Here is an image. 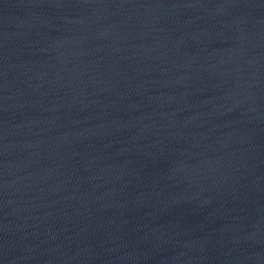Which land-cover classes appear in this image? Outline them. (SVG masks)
Here are the masks:
<instances>
[{
    "label": "water",
    "instance_id": "water-1",
    "mask_svg": "<svg viewBox=\"0 0 264 264\" xmlns=\"http://www.w3.org/2000/svg\"><path fill=\"white\" fill-rule=\"evenodd\" d=\"M0 264H264V0H0Z\"/></svg>",
    "mask_w": 264,
    "mask_h": 264
}]
</instances>
